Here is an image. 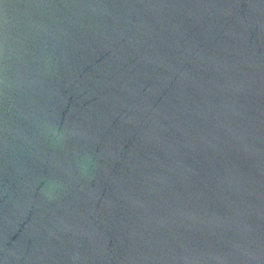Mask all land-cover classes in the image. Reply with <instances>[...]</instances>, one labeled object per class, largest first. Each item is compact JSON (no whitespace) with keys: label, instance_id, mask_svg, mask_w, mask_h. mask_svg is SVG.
<instances>
[{"label":"water","instance_id":"obj_1","mask_svg":"<svg viewBox=\"0 0 264 264\" xmlns=\"http://www.w3.org/2000/svg\"><path fill=\"white\" fill-rule=\"evenodd\" d=\"M0 264H264V0H0Z\"/></svg>","mask_w":264,"mask_h":264}]
</instances>
